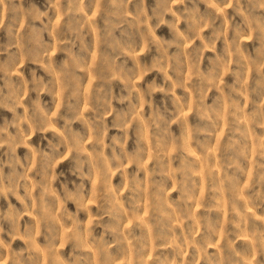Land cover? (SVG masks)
Returning <instances> with one entry per match:
<instances>
[{"label":"rangeland","instance_id":"rangeland-1","mask_svg":"<svg viewBox=\"0 0 264 264\" xmlns=\"http://www.w3.org/2000/svg\"><path fill=\"white\" fill-rule=\"evenodd\" d=\"M158 3H161V0H147L149 15H152ZM240 3L243 9L252 12L250 19L264 23V12L252 9L249 0H240ZM45 7V0H14V6L9 5L7 9H0V19L3 20V26L0 27V53H2L0 54V91L3 95L0 96V101L7 105L0 107V126H5L6 121L11 122L14 119L13 112L8 110L14 105L5 97L14 91L15 87L30 80L33 69L37 70L38 75L49 78L39 65L32 62L35 56L43 54L48 45H51L48 59L56 63L65 59L66 54L62 51L64 48H71L73 52L79 54L91 52L87 70L83 68L78 70V75L85 81L82 86L83 94L74 98L79 99L86 116L91 114L90 104L99 111L103 110L102 101L97 98L94 91L98 83L95 74L97 69L102 71L105 63L119 54L122 46L125 49L128 45L137 48L135 53L125 51L118 61L126 63L127 69L133 72L137 71L138 63L140 67L145 65L151 67L154 63L153 57L158 56L153 45L139 47L141 43L139 30L119 22L111 0H83L80 5L76 4L75 0H60L59 8L50 11L49 15L52 19L50 22L45 20L47 27L40 34L31 25L36 23V27H39V23L34 18L39 15L38 10L42 11ZM206 7L201 3V12H205ZM135 8L136 0L129 6V10L134 12ZM183 8V5H174L176 10L182 11ZM65 10H69L67 16L64 15ZM209 11H213L216 18L214 27L226 29L229 41L234 39L237 27L245 26L244 17L235 10L234 6L224 7L221 4L219 8ZM167 18L172 19L171 16ZM181 28H184L183 24ZM211 31V29L205 30L203 35L208 37ZM156 35H163L165 38L171 36L166 27L157 30ZM240 44L245 56L250 58L243 61L248 66L239 70V80L229 72L221 85L226 91L229 90L227 87L229 85L236 90L232 93V99L239 106L238 120L236 116L231 115L233 109L226 107L219 127L213 128L209 121L196 112L191 109L185 111L181 120L173 124V132L180 135L188 129L194 131L195 126L206 128L198 137L187 141V147L192 149L191 152L180 153L174 146L164 148L161 145L154 148L148 133L149 138L145 144L147 159L144 169L139 173V179L144 181L142 185L144 191L140 197H133L134 200H140L139 212L135 216L131 215L130 194L123 192L118 213L105 216L101 222L102 225L107 224L115 229L123 219V230L125 233L131 232L132 238L123 245H114L111 243L113 236L109 234L106 239L110 243L105 253H100L90 244L81 246L72 240L64 242V233L68 232V229L61 222L59 227L62 239L57 243L53 259L47 250L46 237L49 235L47 230L41 227L36 233L34 244L29 248L24 240H13L7 234L11 230V223L3 220L0 224L4 228L2 239L6 246H0V264H16L14 254L19 264H89L90 261L92 264H111L112 261L115 264H264V128L259 127L264 123V68H257L250 62L260 59V54L264 53V41L257 37L252 39L241 37ZM200 46L201 41L197 40L188 52ZM216 47L217 51L221 52L224 41L221 40ZM171 52H176V49H172ZM25 53L27 55L21 59ZM209 57H214V53L205 51L201 60L203 69L212 66ZM194 58L195 54L181 57L182 60ZM231 67L233 72L237 71V65L233 64ZM9 72L10 77L7 75ZM169 75L175 79L171 69ZM153 80L157 84H164L163 74L151 71L143 75L142 79L138 78L136 85L143 90ZM197 86L199 81L193 80L187 91L177 88L176 94L191 96L192 88ZM123 89L124 85L119 81L112 82L113 95L118 97ZM123 94L127 95V92ZM219 95L216 89H212L208 93L207 103L213 104V98ZM34 96L35 93L27 91L21 98V103L28 105ZM192 98L195 101V97ZM44 99L50 98L45 96ZM57 99L53 118L57 111H63L59 97ZM153 101L154 106H159L162 111L166 101L167 108L174 111L170 96L165 97L157 92ZM113 107L116 112L106 117L109 137L123 135L113 125L119 123L117 113L121 109H126L127 105L113 100ZM16 111L22 113L24 109L18 107ZM143 112L147 115L150 109L144 107ZM9 130L12 134L16 133L15 128ZM136 130L137 125L133 123L129 128V149L133 147ZM52 134V132L37 133L27 143L45 144L46 141H42L41 136L51 137ZM16 155L23 161L30 152L28 148L21 146L16 149ZM185 156L189 162H195L197 170L190 173V179L178 185V181L183 178L174 170L181 167ZM11 157L12 153L7 147L0 149V167H3L5 176L23 171L12 166ZM71 167L72 163L69 159L57 168V171L61 169L64 171L65 175L61 179H67L70 188L72 181H76L77 184L80 182L69 171ZM38 171H41V165L36 163L28 172L29 183L34 177L39 178L36 176ZM128 171L133 172L135 169L129 168ZM120 181L121 176L117 174L113 184ZM96 187L97 182H93L86 189L89 211L82 210L80 217L87 221L85 227L91 226L94 235L99 236L105 229L96 227L92 220V215L97 211V202L91 198L96 194L94 191ZM157 187L167 190L168 204L164 211L155 210L153 207L155 203L153 193L156 192ZM19 191L20 195L24 194L23 188ZM10 204L15 208L10 209ZM71 207L73 211L76 210V205L73 204ZM22 208L23 205L11 193L8 194L7 199L0 196V213L15 214V209ZM19 223L20 231L23 233L26 227H34L36 221L31 216L25 215Z\"/></svg>","mask_w":264,"mask_h":264},{"label":"clouds","instance_id":"clouds-1","mask_svg":"<svg viewBox=\"0 0 264 264\" xmlns=\"http://www.w3.org/2000/svg\"><path fill=\"white\" fill-rule=\"evenodd\" d=\"M133 2L134 0H111L119 22L129 24L139 30L141 38L139 47L153 45L156 47L158 56L153 57L154 63L151 67L147 65L140 67L138 63L137 71L133 72L127 69L126 63L118 61L125 51L135 53L137 48L128 45L125 49L122 46L119 54L109 59L102 71L97 69L95 75L98 83L94 91L97 98L102 101V111L90 104L91 114L86 116L79 99H74L83 94L82 86L85 81L78 75V70L81 68L87 70L88 57L91 56V52L79 54L73 52L71 48H64L62 51L66 54L65 59L56 63L48 59L51 45L44 49L43 54L32 59V62L39 65L49 78L46 79L45 75H38L37 70L33 69L31 79L15 87L14 91L5 97L14 105L8 109L13 112L14 119L11 122L6 121L5 126H0V149L7 147L12 153V166L23 169V171L5 176L3 167H0V196L7 199L8 194L11 193L19 200L23 208L15 209V214L0 213V221H10L11 230L7 234L13 240H24L29 248L35 242L36 233L43 227L49 233L46 237L47 250L53 259L57 243L62 239L59 227L61 222L68 229V232L64 233V242L72 240L81 246L90 244L100 253H105L110 243L106 239L109 234L113 236L111 243L114 245H123L132 238L131 232L125 233L123 230V219L115 229L107 224L102 225L101 222L105 216L118 213L123 192L130 194L131 215L135 216L139 212L140 200H134L133 197H140L144 191L142 187L144 181L139 179V173L144 169L147 159L145 144L149 138L148 133H150L154 148L161 145L164 148L174 146L180 153L191 152L192 149L187 147V141L198 137L199 133L206 128L201 129L200 126H195L194 131L188 129L180 135L173 132V124L181 120L185 111L191 109L196 112L209 121L213 128L219 127L226 107L233 109L231 115L236 116L238 120L239 106L232 99V93L236 90L229 85L227 86L229 90L226 91L221 85L224 83L225 75L229 72L237 76L239 80V70L248 66L243 62L250 58L246 57L241 49V37L247 39L257 37L264 41V23L257 19H250L252 12L243 9L240 0H161V3L153 9L152 15L148 14L147 0H136L134 12L129 10ZM75 3L80 5L83 0H75ZM201 3L207 6L205 12L200 10ZM45 4V9L38 10L39 15L34 18L39 23V27H36V23L31 25L40 34L47 27L45 20L50 22L52 19L49 15L50 11L53 8H59L60 0H45ZM221 4L224 7L234 6L235 10L244 17L245 26L235 29V37L231 41L227 39L226 29L214 27L216 18L214 12L209 11V9L219 8ZM9 5L14 6V0H0V9H7ZM174 5H183L184 8L179 11L174 9ZM249 5L258 12H264V0H249ZM69 10L64 11L65 16L68 15ZM168 16L172 19L169 20ZM181 24L184 25L183 29ZM2 26L3 20L0 19V27ZM161 27L168 29L171 34L170 38L156 35ZM208 29L212 30L211 35L205 37L203 33ZM197 40L201 41V46L188 52ZM221 40L224 41V47L221 52H218L216 46ZM172 49H176V52H171ZM205 51L214 53V57L208 58L212 65L208 69H203L201 65ZM193 54H195L194 59H181V57ZM25 55L27 54H23L21 59ZM250 62L257 68H264V53L260 54L258 61ZM233 64L237 65L235 72L231 67ZM173 65L176 67L173 68ZM170 69L175 79L169 75ZM151 71L162 73L164 84H157L153 80L146 89L142 90L137 87V79H142L143 75ZM7 75L10 77L11 73ZM193 80L199 81V86L192 88L191 96L176 94L177 88L187 91ZM113 81H119L124 85L118 97L112 94ZM212 89H216L220 95L213 98V104H208V93ZM27 91L35 93V96L28 105H24L21 103V98ZM124 92H127V95H124ZM157 92L172 98L174 111L167 108L166 101L163 111L159 106H154L153 97ZM2 95L3 92L0 91V96ZM45 96L50 99L45 100ZM192 96L195 97V101ZM58 97L63 111H57L53 118ZM113 100L122 105L126 104L127 108L117 113L119 123L113 125L123 135L109 137L106 117L116 112ZM0 107H7V105L0 101ZM18 107L23 108L24 111L17 112ZM144 107L150 109L147 115L143 112ZM133 123L137 125L136 137L133 147L129 149V128ZM259 127L264 128V123H261ZM10 128H15L16 133L12 134ZM48 132L53 133L51 137L41 136L42 141H46L45 144L27 143L37 133L46 134ZM21 146L28 148L30 152V155H26L23 161L16 155V149ZM69 159L72 163L69 171L80 181L78 184L72 181L71 188L67 179H61L65 175L64 171L62 169L57 171L58 166ZM36 163L41 165V171L36 174L39 178L34 177L29 183L28 172ZM133 167L135 171L129 172L128 169ZM195 170H197L195 162H189L185 156L181 167L174 170L183 178L178 181V185L190 179V173ZM117 174L121 176V181L113 184V179ZM93 182H97V187L94 190L96 194L91 198L97 202V211L92 215V220L96 227L105 229L99 236L94 235L91 226L85 227L87 221L80 217L82 210L89 211L86 189ZM21 188L24 191L23 195H20ZM153 200L155 201L154 209L164 211L168 204L167 190L157 187L156 192L153 193ZM73 204L76 205L75 211L71 207ZM9 207L10 209L15 208L11 204ZM25 215L31 216L36 224L34 227H26L22 233L19 221ZM3 234L4 228L0 224V246H6L2 239ZM14 261L19 264L15 254ZM89 264L92 262L90 261ZM111 264L115 262L112 261Z\"/></svg>","mask_w":264,"mask_h":264}]
</instances>
